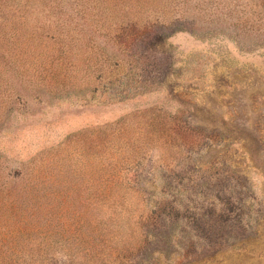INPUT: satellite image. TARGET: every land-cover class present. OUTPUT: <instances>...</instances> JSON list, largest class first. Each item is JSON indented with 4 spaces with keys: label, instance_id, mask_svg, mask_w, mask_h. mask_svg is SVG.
Masks as SVG:
<instances>
[{
    "label": "rangeland",
    "instance_id": "1",
    "mask_svg": "<svg viewBox=\"0 0 264 264\" xmlns=\"http://www.w3.org/2000/svg\"><path fill=\"white\" fill-rule=\"evenodd\" d=\"M0 264H264V0H0Z\"/></svg>",
    "mask_w": 264,
    "mask_h": 264
}]
</instances>
